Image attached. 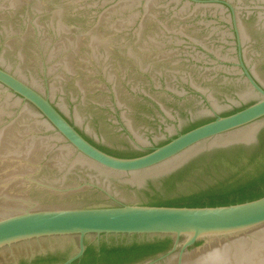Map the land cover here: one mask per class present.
Instances as JSON below:
<instances>
[{
	"label": "water",
	"instance_id": "1",
	"mask_svg": "<svg viewBox=\"0 0 264 264\" xmlns=\"http://www.w3.org/2000/svg\"><path fill=\"white\" fill-rule=\"evenodd\" d=\"M262 129L264 0H0V264L102 234L172 239L132 264H264V196L145 206Z\"/></svg>",
	"mask_w": 264,
	"mask_h": 264
},
{
	"label": "trees",
	"instance_id": "2",
	"mask_svg": "<svg viewBox=\"0 0 264 264\" xmlns=\"http://www.w3.org/2000/svg\"><path fill=\"white\" fill-rule=\"evenodd\" d=\"M203 124L193 125L184 130L183 133ZM116 157L135 158L138 156L127 154ZM210 162L214 166H229L232 173L204 189L181 192L169 199L154 198L145 206L221 207L254 201L264 196V129L258 134L255 146L238 147L228 151L218 150L210 157ZM242 162L245 164L236 166ZM195 164L197 163L186 165L162 179V186L172 188L176 181L182 180L191 168L195 167ZM250 166L251 169H248ZM199 244L196 243V245ZM84 245L85 251L82 257L73 264H132L147 259H155L166 254L172 246V239L170 237L147 239L146 237L138 238L136 235L127 237L126 235L115 236L110 234L106 236L102 234L92 242L86 239ZM73 249L74 245L70 244L64 251L47 252L45 255H35L31 259L22 258L18 264H61L71 256Z\"/></svg>",
	"mask_w": 264,
	"mask_h": 264
},
{
	"label": "flooded vegetation",
	"instance_id": "3",
	"mask_svg": "<svg viewBox=\"0 0 264 264\" xmlns=\"http://www.w3.org/2000/svg\"><path fill=\"white\" fill-rule=\"evenodd\" d=\"M256 144H257V143H256ZM256 144H255V145H256ZM86 239H89V242H92V241H93V240L91 241L90 238H85L84 241H85ZM67 246H69V245H67ZM67 246H66V247H67ZM66 247H64L63 249L55 248L53 251H46V252L43 253V254H35V255H45L47 252H55L56 250L64 251ZM73 250H74V249H73ZM35 255H34V256H35ZM34 256H33V257H34ZM33 257H32V258H33ZM20 259H22V258H20ZM20 259H19V260H20ZM28 259H31V258H28ZM19 260H18V262H19ZM18 262H17V264H18ZM9 264H12V263H9Z\"/></svg>",
	"mask_w": 264,
	"mask_h": 264
}]
</instances>
